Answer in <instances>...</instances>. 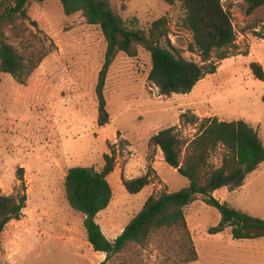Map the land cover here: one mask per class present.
<instances>
[{"label":"rangeland","instance_id":"rangeland-1","mask_svg":"<svg viewBox=\"0 0 264 264\" xmlns=\"http://www.w3.org/2000/svg\"><path fill=\"white\" fill-rule=\"evenodd\" d=\"M110 3L123 19L135 18L145 30L163 18L172 46L185 59L200 63V57L188 50L191 35L181 27L179 3ZM221 3L231 13L236 45L220 61L213 54L216 71L189 93L160 95L148 80L149 52L142 47L133 57L118 52L105 80L109 122L103 126L97 124L95 87L106 42L97 26L88 24L80 12L66 15L60 0H29L27 18L16 17L1 26L6 41L26 61L32 55L42 60L24 83L1 75L0 190L15 194L22 168L27 201L20 219L10 221L1 234L0 264H103L105 254L94 251L87 241L83 215L67 203L64 177L70 167L100 170L104 154L114 153V169L107 176L112 199L96 217L112 240L149 195L177 191L189 183L150 143L158 131L173 126L190 140L201 120H244L257 129L264 145V80L249 67L251 62L264 64V10L247 14L244 0ZM12 4L13 0H0V15ZM185 152L184 148L181 160ZM223 153L222 147L211 153L212 167L221 164ZM145 174L148 185L137 194L128 193L123 180ZM213 196L264 219V162L242 186L232 191L219 188ZM185 218L197 260L184 264H264V237L233 239L229 228L209 234L220 213L201 196L185 207ZM184 240L179 230H162L104 264H179L186 253Z\"/></svg>","mask_w":264,"mask_h":264},{"label":"trees","instance_id":"trees-1","mask_svg":"<svg viewBox=\"0 0 264 264\" xmlns=\"http://www.w3.org/2000/svg\"><path fill=\"white\" fill-rule=\"evenodd\" d=\"M28 1L13 0V4L0 15V30L4 23H13L16 17L27 18ZM163 1L168 4L179 3L182 10L181 27L191 35L188 50L200 57V63L185 59L172 46L163 18L154 21L145 30L137 26L135 18L123 19L112 8L110 0H60L66 15L80 12L88 24L100 29L106 42L104 61L95 87L98 125L109 122L104 86L109 67L118 52L133 57L138 47L148 51L151 59L148 80L158 88L160 95H170L189 93L206 74L216 71L218 64H211L213 54L220 61L229 57L230 51L235 48L236 33L231 13L224 9L221 0ZM244 1L247 14L257 8L264 10V0ZM41 60L42 56L35 58L32 55L26 61L0 31V81L2 74H9L24 83ZM249 67L257 79L264 80L260 63L251 62ZM149 141L160 149L164 162L186 177L189 183L177 191L149 195L140 211L113 240L104 235L96 217L112 199V188L107 176L114 169V153L104 154V165L100 170L75 166L70 167L65 174L67 203L71 209L83 215L87 241L94 251L105 254L103 264L133 246H142L153 233L170 229L179 230L185 239L186 253L179 264L197 260L187 227L185 207L198 196L220 213V221L208 229L209 234L229 228L233 239L264 237V219L220 202L213 196V192L219 188L232 191L242 186L246 177L264 162V145L257 129L244 120L207 118L200 121L196 135L190 140L183 139L171 126L152 135ZM219 147L224 149L221 164L212 167L209 162L211 153ZM184 148L186 152L181 160ZM19 171L18 191L7 195L0 190V237L10 221L20 219L26 206L22 168ZM148 183V174L123 180V186L130 194L139 193Z\"/></svg>","mask_w":264,"mask_h":264},{"label":"crops","instance_id":"crops-1","mask_svg":"<svg viewBox=\"0 0 264 264\" xmlns=\"http://www.w3.org/2000/svg\"><path fill=\"white\" fill-rule=\"evenodd\" d=\"M251 61H255V60L253 59V60H251ZM249 62H250V61H248V63H249ZM261 65H262V68H263V70H264V64H262V62H261ZM114 238H115V237H114ZM114 238H113V239H114ZM113 239H112V240H113Z\"/></svg>","mask_w":264,"mask_h":264}]
</instances>
